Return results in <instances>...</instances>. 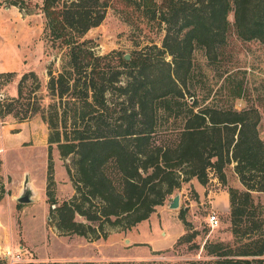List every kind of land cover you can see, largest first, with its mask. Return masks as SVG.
<instances>
[{"label":"trees","instance_id":"16d2710c","mask_svg":"<svg viewBox=\"0 0 264 264\" xmlns=\"http://www.w3.org/2000/svg\"><path fill=\"white\" fill-rule=\"evenodd\" d=\"M112 1L42 0L44 53L55 50L59 64H48L44 85L28 71L17 82L16 96L0 98L1 122L39 117L46 124V195L54 204L49 223L63 234L106 238L108 229L124 231L148 219L182 183L196 178L206 184L208 169L224 182L225 167L234 163L244 190H227L233 243L206 241L207 258L185 264H264V206L252 195L264 192L261 114L234 107L243 88L229 83L230 77L223 84L230 104L216 103L210 89L198 86L192 58L201 49L209 63L218 62L230 0H125L164 31L160 45L137 47L129 60L117 50L99 55L85 38ZM0 4L34 13L25 0ZM233 10L237 35L264 43V0H233ZM16 75L0 72V94ZM172 134L171 143L156 140ZM53 146L71 159L64 167L73 194L58 204ZM179 218L186 232L174 245L194 238L182 209Z\"/></svg>","mask_w":264,"mask_h":264},{"label":"rangeland","instance_id":"374dc122","mask_svg":"<svg viewBox=\"0 0 264 264\" xmlns=\"http://www.w3.org/2000/svg\"><path fill=\"white\" fill-rule=\"evenodd\" d=\"M25 1L29 3L28 8L34 11L23 19L25 21L18 14V18L14 19L15 15L5 9L10 6L0 4V28L7 32L6 36L11 43L9 49L25 52L23 66L9 70L15 71L17 75L1 91L0 98L16 96L17 82L28 71H34L44 85L48 78V64L53 61V68L59 64L55 50L47 49L48 54L44 53L45 18L39 9L42 0ZM230 5L232 10L227 15L229 29L218 62L209 63L201 49L193 52L192 58L200 81L198 86L210 89L216 103L228 106L231 100L227 97L224 79L230 77L229 83L241 84L243 97L232 100L234 107H254L259 110L261 135L264 138V43L257 39L244 40L237 35L233 24V0H230ZM19 12L23 15V12ZM17 20L23 29H14L13 21L16 23ZM163 35L164 31L157 21L142 16L125 0H113L102 22L91 28L85 38L91 40L94 52L99 55L112 50L130 55L137 47L160 45ZM5 120L14 121L9 116ZM33 120L36 127L33 142L31 139L22 144L14 153V158L7 160L4 165L0 161V264L69 261H93L96 264H185L187 260L207 258L203 248L206 241L233 243L227 190L229 187L244 190L233 169L234 163L225 167L224 182L214 170L208 169L206 184H200L196 178L182 183L163 205L155 207L151 218L140 226L135 225L124 231L108 229L106 238L93 240L77 234L61 233L49 223V211L54 204L48 201L46 195L47 127L39 117ZM175 139L173 134L156 137L159 143H171ZM52 155L54 194L58 204L73 194L72 183L64 167V163H69L71 159L61 158L55 146ZM28 159L35 160L30 169L25 165ZM25 173L29 176L35 194L31 203L24 204L18 203L16 198L22 189ZM175 195L179 196V205L170 208L169 203ZM252 195L255 203L264 206V192H253ZM181 209L192 226L188 232L194 233V238L190 242L174 245L177 238L186 232L179 218ZM212 211L219 219L218 225L214 227L207 221V215ZM77 220L83 221L81 217H77ZM149 242L154 244L153 248Z\"/></svg>","mask_w":264,"mask_h":264},{"label":"crops","instance_id":"0c3cea01","mask_svg":"<svg viewBox=\"0 0 264 264\" xmlns=\"http://www.w3.org/2000/svg\"><path fill=\"white\" fill-rule=\"evenodd\" d=\"M5 9L7 12L13 13L15 15L14 19L18 18L16 17L17 14L20 16V19L22 17V20L29 16L28 14L23 13V15H25V17H23L22 13L19 12V9L13 5L6 7ZM18 22V20L16 23L13 21V24L15 25L14 29H23V25ZM6 35L7 32L3 30V28H0V72L20 69L23 66V58L25 55L24 50L9 49V45L11 43ZM21 44H23L22 41ZM33 122V119L22 122L0 121V161H2L3 165L7 160L14 158V153L21 148L22 144L28 142V140L31 139L33 142L36 133V127L34 125L35 123ZM15 159H18V157ZM28 161L30 162L29 164ZM28 161L25 163V165L28 167V169H30L29 167L35 160L30 161L28 159ZM149 218H151V215ZM148 219L139 222L136 224V226H140L145 221L147 222ZM129 239H131V237H129ZM148 244H150L152 248L154 247V244L150 242Z\"/></svg>","mask_w":264,"mask_h":264},{"label":"water","instance_id":"95a60500","mask_svg":"<svg viewBox=\"0 0 264 264\" xmlns=\"http://www.w3.org/2000/svg\"><path fill=\"white\" fill-rule=\"evenodd\" d=\"M124 58L126 60H129L130 59V55L129 54H125L124 55ZM34 190L30 184V181H29V176L27 173H25L24 175V180H23V184H22V189L18 195V197L16 198V201L18 203H31L33 200H34ZM179 205V196L178 195H175L170 203H169V207L170 208H177Z\"/></svg>","mask_w":264,"mask_h":264},{"label":"built area","instance_id":"2783aa9c","mask_svg":"<svg viewBox=\"0 0 264 264\" xmlns=\"http://www.w3.org/2000/svg\"><path fill=\"white\" fill-rule=\"evenodd\" d=\"M207 221L212 227L217 226L219 223L218 216L213 211L207 215ZM7 253H9V251H7Z\"/></svg>","mask_w":264,"mask_h":264}]
</instances>
